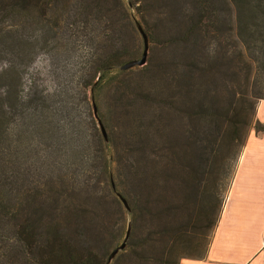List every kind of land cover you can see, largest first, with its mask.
<instances>
[{
  "label": "trees",
  "instance_id": "trees-1",
  "mask_svg": "<svg viewBox=\"0 0 264 264\" xmlns=\"http://www.w3.org/2000/svg\"><path fill=\"white\" fill-rule=\"evenodd\" d=\"M138 25L161 52L122 70L141 56L128 43ZM38 27L80 32L93 51L77 80L32 94ZM0 63V264L205 256L243 140L264 131V0H0Z\"/></svg>",
  "mask_w": 264,
  "mask_h": 264
},
{
  "label": "crops",
  "instance_id": "crops-1",
  "mask_svg": "<svg viewBox=\"0 0 264 264\" xmlns=\"http://www.w3.org/2000/svg\"><path fill=\"white\" fill-rule=\"evenodd\" d=\"M254 119L264 124V99ZM181 264H264V131L248 133L205 256Z\"/></svg>",
  "mask_w": 264,
  "mask_h": 264
},
{
  "label": "rangeland",
  "instance_id": "rangeland-1",
  "mask_svg": "<svg viewBox=\"0 0 264 264\" xmlns=\"http://www.w3.org/2000/svg\"><path fill=\"white\" fill-rule=\"evenodd\" d=\"M124 1L127 2V0H124ZM131 13L133 15L135 14V12L132 10H131ZM147 17L148 19H150L148 14H147ZM8 23L11 24L12 21L8 20ZM13 28L15 29V27L11 25L10 29H13ZM72 29L73 28H71V30ZM45 30H46L45 28H42L39 31V27L36 28V31L34 34L36 36V42L34 43V45L31 44V45L26 46L25 44L27 56H30L31 60L28 62L27 66L25 67L26 71L24 74V82H25L26 88L31 87V91H33L32 94L35 91L37 92L39 90H47V91L51 90L52 91L68 83V81L70 80H74V81L77 80L78 77H76L75 79L73 78L74 74L78 75L79 74L78 71L88 68V65H89L88 56L93 51V48L90 45V42L86 39V36L82 35L80 32L71 33L70 32L71 30H70L69 31L70 33H65V35L61 33H57L55 36H53V34L51 32H48V30H47V34H45ZM27 34L28 33L26 29V32L24 35L27 36ZM128 43L129 45L132 46L131 48L132 51H135L136 47L139 44L140 45L143 44L141 36L138 32L132 33V34L130 33ZM8 45H10V42H8ZM150 46L151 48L154 47L152 51L149 50ZM160 46L161 44H158V43L154 44L153 46L152 44L148 46L146 61H147V58L150 56V54L154 60L157 59V57L159 56L161 52V50L158 49V47ZM152 62L153 60L151 59V68L154 69V64ZM1 66L2 65L0 63V67ZM137 67H141V66H135L134 69H137ZM238 80L240 83H243L242 78L240 79L238 78ZM238 80H236L235 78H232L231 81L229 80L227 81L229 84L234 86V84H236ZM77 103H78V111L82 113L85 112V107L83 106V104H81L82 102L78 100ZM252 129L253 128H250L248 130L247 135L245 136L243 140L244 142L243 146L245 144L248 133ZM243 146L241 147L240 153L243 149ZM51 149L52 147L50 146L48 151H46L44 147H42V150L41 149L39 150L40 153L44 155L43 157L46 159L48 165L52 164V161H53V158L50 156ZM17 155L22 157L20 152ZM21 161L22 160H17L15 162L13 161V164L11 163L12 166L10 168L18 169V173H20L21 169H23V167L25 166V164ZM237 161L233 163L234 165L232 164L233 166L232 173L230 177L228 178V180L225 181L224 183L225 189L223 192V203L225 201ZM128 226L129 224H127V227ZM125 232L123 233V237L120 240V243L124 239ZM212 234L213 232L210 234V237L207 240L208 243L207 245H205V247H208ZM198 253L199 252L191 251L186 257L180 259L179 264H181L184 260L196 258L199 255Z\"/></svg>",
  "mask_w": 264,
  "mask_h": 264
},
{
  "label": "water",
  "instance_id": "water-1",
  "mask_svg": "<svg viewBox=\"0 0 264 264\" xmlns=\"http://www.w3.org/2000/svg\"><path fill=\"white\" fill-rule=\"evenodd\" d=\"M137 28H138V32L141 36L142 43H143V49H142L141 56L139 58L131 59V60H128L125 63H123L120 66V69H122V70L129 69V68L134 67V66H142L146 62V57H147V52H148V38H147V36H146L145 32L143 31L141 26L138 25ZM92 112H93V115L97 121L99 129H100L101 134L103 136V139L105 141H107L106 131H105L101 121L99 120V118L97 116V108H96L94 103H92ZM118 197H120V195H118ZM120 199L122 201L124 208L127 211H129V207H128L126 201L121 197H120ZM129 233H130V227L128 226L126 229L123 241L110 252V254L108 256V262H110L113 259V257L117 254L118 251L122 250L125 247V243H126V240L129 236Z\"/></svg>",
  "mask_w": 264,
  "mask_h": 264
}]
</instances>
